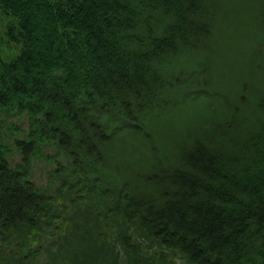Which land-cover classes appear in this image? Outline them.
<instances>
[{
    "label": "trees",
    "instance_id": "trees-1",
    "mask_svg": "<svg viewBox=\"0 0 264 264\" xmlns=\"http://www.w3.org/2000/svg\"><path fill=\"white\" fill-rule=\"evenodd\" d=\"M0 264H264V0H0Z\"/></svg>",
    "mask_w": 264,
    "mask_h": 264
},
{
    "label": "rangeland",
    "instance_id": "rangeland-1",
    "mask_svg": "<svg viewBox=\"0 0 264 264\" xmlns=\"http://www.w3.org/2000/svg\"><path fill=\"white\" fill-rule=\"evenodd\" d=\"M243 5L245 4L243 3ZM256 5L257 4H255L254 6ZM222 7L226 8L227 10L223 9ZM219 8L221 10L220 14L226 20V17L230 14L231 9H233L234 7L227 3H221L219 5ZM239 8L247 10L250 7H247L246 5V7H235L233 10H236ZM238 14L236 15L238 16ZM232 17L233 16L231 15L230 18ZM227 24H228V21L226 20V25ZM248 30L249 28L245 31H243L242 29L243 32H247ZM235 33H238V31H235ZM238 37L239 35L234 38H238ZM258 38L259 36H257L256 38L255 37L251 38L250 35L246 34L244 38H240L242 40L241 42L233 40L228 45L224 43L225 49L222 52L219 53V50H218V51H214L212 54H209V59L212 61V65H214L213 72L216 70H219L218 72L220 73L227 71L226 73H223V74L225 75L226 79H228L229 76H233L234 74H237L238 71H244L245 69H248L249 67L252 68L256 64H258L260 62L259 55L258 54L254 55L253 52L251 51L253 50L254 53L257 52V51L255 52V50L258 46V43L260 42ZM219 59H222L224 61V66L220 64L219 66L217 65V68L215 69V63ZM206 74H209V71H207Z\"/></svg>",
    "mask_w": 264,
    "mask_h": 264
}]
</instances>
